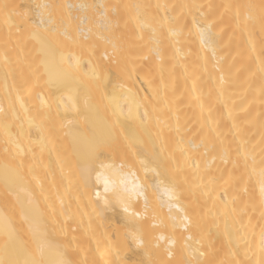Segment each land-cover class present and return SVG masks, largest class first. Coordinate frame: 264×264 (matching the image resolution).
Instances as JSON below:
<instances>
[{
  "label": "bare ground",
  "instance_id": "obj_1",
  "mask_svg": "<svg viewBox=\"0 0 264 264\" xmlns=\"http://www.w3.org/2000/svg\"><path fill=\"white\" fill-rule=\"evenodd\" d=\"M0 264H264V0H0Z\"/></svg>",
  "mask_w": 264,
  "mask_h": 264
}]
</instances>
